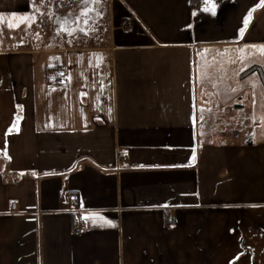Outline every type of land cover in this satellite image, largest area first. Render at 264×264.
I'll list each match as a JSON object with an SVG mask.
<instances>
[{
  "label": "crops",
  "instance_id": "0c3cea01",
  "mask_svg": "<svg viewBox=\"0 0 264 264\" xmlns=\"http://www.w3.org/2000/svg\"><path fill=\"white\" fill-rule=\"evenodd\" d=\"M200 2L0 0V264H264V2Z\"/></svg>",
  "mask_w": 264,
  "mask_h": 264
},
{
  "label": "rangeland",
  "instance_id": "374dc122",
  "mask_svg": "<svg viewBox=\"0 0 264 264\" xmlns=\"http://www.w3.org/2000/svg\"><path fill=\"white\" fill-rule=\"evenodd\" d=\"M54 10V9H52ZM52 10L51 9H47L46 13L48 14V16L46 18H44V21H46L48 23V26L52 32V37L54 39H51L48 42H51V44H55V45H64V44H68L71 41L67 40L65 37L69 36L65 29H70L71 27H74L73 25H69L68 27H65L64 25L58 26L53 24V16H52ZM41 20V19H40ZM64 26V27H63ZM79 27V26H77ZM87 31L89 32H96L97 30H103V26H99L98 24H95L94 26L91 23L87 24ZM85 42V41H84ZM34 45H39V42H37V39H34L31 37V35L29 36V38H25L23 40H20L19 42V47H31Z\"/></svg>",
  "mask_w": 264,
  "mask_h": 264
},
{
  "label": "built area",
  "instance_id": "2783aa9c",
  "mask_svg": "<svg viewBox=\"0 0 264 264\" xmlns=\"http://www.w3.org/2000/svg\"><path fill=\"white\" fill-rule=\"evenodd\" d=\"M205 3L204 2H200L199 6H204ZM66 73L64 71H59L57 73H52L51 75H49L48 77V83L52 84V85H56L58 84L60 81H63V79L65 78ZM62 196L65 197L70 203H75L78 201L79 197L77 195H70L69 192L64 191L62 193ZM12 210H14L15 212L17 211V204L13 203L11 205ZM171 222H173V220L171 219ZM87 228L85 226V224H83L82 222H78L74 228H73V234L75 236H80L83 235L86 232Z\"/></svg>",
  "mask_w": 264,
  "mask_h": 264
},
{
  "label": "snow or ice",
  "instance_id": "6c2138e0",
  "mask_svg": "<svg viewBox=\"0 0 264 264\" xmlns=\"http://www.w3.org/2000/svg\"><path fill=\"white\" fill-rule=\"evenodd\" d=\"M93 2L99 3V2H101V0H93ZM262 2H264V0H262ZM205 4H206V6L204 7L203 10L205 12H211L212 15H215L216 3L214 2V0H205ZM209 5H210V7H209ZM97 14L99 15V13H97ZM193 15H195V13H193ZM251 18H252V11H250L243 20V27L240 29L241 37H243L244 31L247 29V27L251 21ZM9 27H11V25H9ZM65 31L68 35H72V31L70 29H65ZM85 34L87 35V32H85ZM245 47L257 49L261 55H264V45H259V46L258 45H246ZM241 71H243V69H241ZM203 111H204V109H201L202 113H203ZM201 118H203V117H201ZM17 119L19 120L20 118L18 117ZM194 122H195V119H194ZM13 127H15V125H13ZM10 132H11V129H9V133ZM6 154L7 153L5 152V155ZM94 218L104 219V217H94ZM85 219H88V217H85ZM109 223H110V221H109Z\"/></svg>",
  "mask_w": 264,
  "mask_h": 264
}]
</instances>
